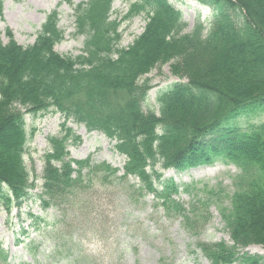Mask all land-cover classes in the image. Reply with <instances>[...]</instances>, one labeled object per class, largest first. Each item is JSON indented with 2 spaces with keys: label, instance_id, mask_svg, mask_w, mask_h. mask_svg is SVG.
<instances>
[{
  "label": "trees",
  "instance_id": "1",
  "mask_svg": "<svg viewBox=\"0 0 264 264\" xmlns=\"http://www.w3.org/2000/svg\"><path fill=\"white\" fill-rule=\"evenodd\" d=\"M114 1L76 6V34L85 42L75 58L55 51L64 40L58 12L48 15L32 46H20L9 31L4 43L0 32V205L8 213L20 209L34 188L24 162L30 136L22 109L33 115L52 110L65 120L64 135L48 139L39 200L60 218L50 224L30 215L52 226L44 232L55 254L73 253L76 244L66 231L72 219L87 214L96 188L130 185L129 199L155 195L153 209L168 220L181 219L196 238L210 222L216 200L233 244L198 242L195 248L210 264H264L262 257L241 254L252 245L264 247V124L247 131L228 127L242 116L264 113V0H198L213 9L207 33L201 23L186 33L182 13L169 0H136L123 20L143 15L147 24L127 49L121 48L122 23L112 19ZM2 8L0 0V16ZM168 64L173 76L187 82L158 93V112L145 110L152 87L144 78ZM70 121L115 143V152L126 159L123 175L108 163L70 158L69 146L78 145ZM215 162L239 171L229 206L220 199L221 184L205 185V196L189 209L174 198L179 189L172 181L161 191L154 185L163 178L158 165L184 171ZM81 256L66 258L65 264ZM0 264H11L2 243Z\"/></svg>",
  "mask_w": 264,
  "mask_h": 264
},
{
  "label": "rangeland",
  "instance_id": "2",
  "mask_svg": "<svg viewBox=\"0 0 264 264\" xmlns=\"http://www.w3.org/2000/svg\"><path fill=\"white\" fill-rule=\"evenodd\" d=\"M90 0H2L3 8L0 16V32L2 41L8 42L6 33H12L15 41L22 47L32 46L41 26L52 12L59 14V29L64 33V40L55 47L62 56L73 58L81 55L85 37L76 34L74 10L77 5ZM136 0H115L112 19L122 23L121 48L130 47L144 32L147 24L143 15L124 21L131 3ZM183 15L187 25L186 33H191L199 20L205 21L211 17V9L197 0H169ZM171 65L154 69L144 79L150 80L152 87L149 93V106L158 112L157 96L160 91L176 83H186L173 76ZM26 113V129L29 133L27 153L24 156L25 165L30 172L34 188L30 190V199L19 209L13 207L8 213L0 205V243L9 253L11 264H65L77 254H82L78 261L72 264H210V262L195 248L198 242L226 243L232 245L230 234L225 228L215 200L210 208L211 220L206 225L199 238L191 236L182 226V220H168L162 210L153 209L155 195L147 194L145 198L136 201L128 198L129 186L120 189L98 187L93 191V205L87 214L79 219H72L67 229V237L75 241L73 253H54V243L49 239L47 231L59 215L54 209H44L39 195L42 192L43 168L45 154L50 150L49 137H62L64 118L52 110L33 115ZM243 131L250 126L264 124V114L242 116L234 125ZM78 139L77 146L68 148L70 158L77 161L91 159L94 164L108 163L123 175L126 159L114 150L111 142L100 133H89L85 126L68 122ZM156 170L163 175L161 182L154 185L161 191L164 183L172 181L178 186L179 194L174 198L190 208L192 202L205 196L201 191L205 185L217 188L221 184L220 199L225 206L230 205L229 196L234 192L232 179L239 174L238 169L215 162L213 165L201 166L184 171L164 170L158 165ZM129 183L136 189L140 183L130 179ZM192 187L186 192V187ZM40 216L50 224L36 221L31 217ZM75 213H71V215ZM90 214V215H89ZM74 218V217H71ZM56 227V226H55ZM253 256L264 258V247L252 245L241 251ZM66 258H69L67 260Z\"/></svg>",
  "mask_w": 264,
  "mask_h": 264
}]
</instances>
